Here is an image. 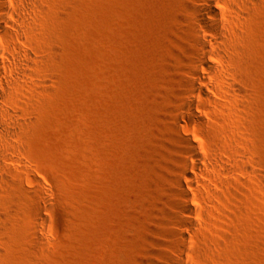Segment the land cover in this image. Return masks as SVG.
<instances>
[{
  "label": "rangeland",
  "instance_id": "1",
  "mask_svg": "<svg viewBox=\"0 0 264 264\" xmlns=\"http://www.w3.org/2000/svg\"><path fill=\"white\" fill-rule=\"evenodd\" d=\"M3 1L0 18H30L19 38L0 27V107L17 112L0 127L21 125L17 163L0 157V264H264V0L237 25L243 93L217 82L193 118L178 92L194 0H37L40 13ZM17 49L32 67L11 82ZM180 118L183 137L239 167L198 186L200 204L174 189L189 161Z\"/></svg>",
  "mask_w": 264,
  "mask_h": 264
},
{
  "label": "bare ground",
  "instance_id": "2",
  "mask_svg": "<svg viewBox=\"0 0 264 264\" xmlns=\"http://www.w3.org/2000/svg\"><path fill=\"white\" fill-rule=\"evenodd\" d=\"M17 1L24 10L32 9L36 13H40L42 10L37 0ZM256 1L194 0L196 5H186V10L190 17L192 42L194 43V48L190 54L191 66L186 71L187 77L180 81L182 90L178 92L180 110L186 116L193 118L204 112L203 100L215 104L211 97L215 93V83L217 82L225 84V89L228 92L243 93V86L241 87L235 81V78H238L240 75L237 25L244 18V11H248L250 5L255 4ZM0 7L8 9V5L3 0H0ZM10 15L9 20L0 18V27L10 25L12 27L10 34L19 38L22 31L21 27L29 20L30 16L26 11L17 13L12 9ZM32 56L33 53L29 49H17L15 54L6 58L9 80L11 82H18L26 77L27 71L32 67ZM0 113L6 119H15L17 117V112L13 108L0 107ZM180 121L185 122L180 118L174 123L175 136L184 143V153L191 162L185 160L181 162L180 167L178 166L177 177L173 181L174 189L183 201L199 203L197 197L198 186L206 192L219 189L227 179H225L226 173L239 169V167L236 163L237 161H234L230 157L222 156L221 158L217 153L211 154L205 148L203 149L202 146L194 144L195 141L191 140V137L189 138L187 135L183 137V134L181 135L179 132V128L181 127ZM19 126L21 125L18 122H5V125L0 127V157L6 156L12 164L17 163V161L12 156L10 149L18 150L19 148L18 145L10 143ZM186 131L191 132L188 126ZM239 166L243 168H240V170L247 171V165ZM22 168L20 167L21 170ZM189 171L191 173L190 177L187 176ZM247 172H250L249 169ZM257 178L260 182L261 177ZM179 207L182 211L191 215L199 214V210L195 208L191 207L190 209L185 205H180ZM1 215L3 216L4 214H0V221H2ZM180 226L185 229V233L187 234L192 228V222L180 221ZM183 234H178L180 241L185 240ZM185 251L190 252V249L187 250L186 248ZM2 256L3 254L0 250V258Z\"/></svg>",
  "mask_w": 264,
  "mask_h": 264
}]
</instances>
